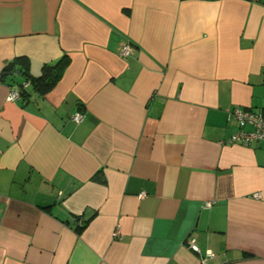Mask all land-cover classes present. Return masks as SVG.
<instances>
[{"label": "crops", "instance_id": "1", "mask_svg": "<svg viewBox=\"0 0 264 264\" xmlns=\"http://www.w3.org/2000/svg\"><path fill=\"white\" fill-rule=\"evenodd\" d=\"M234 108L264 114V0H0V264H264Z\"/></svg>", "mask_w": 264, "mask_h": 264}, {"label": "built area", "instance_id": "2", "mask_svg": "<svg viewBox=\"0 0 264 264\" xmlns=\"http://www.w3.org/2000/svg\"><path fill=\"white\" fill-rule=\"evenodd\" d=\"M119 54L123 57H128L132 54V46L128 43L121 45ZM12 99L18 98V92L12 93ZM83 118V114L75 112L72 115V120L79 123ZM229 122L236 123V130L230 135L228 142L248 145L253 141L264 140V114L252 110H244L241 108H234L230 111L228 117ZM246 127H250L246 129ZM259 194H256L258 197ZM209 205V203H208ZM80 224V223H79ZM192 250H197V246L190 241Z\"/></svg>", "mask_w": 264, "mask_h": 264}, {"label": "trees", "instance_id": "3", "mask_svg": "<svg viewBox=\"0 0 264 264\" xmlns=\"http://www.w3.org/2000/svg\"><path fill=\"white\" fill-rule=\"evenodd\" d=\"M130 44V43H129ZM131 45V44H130ZM132 46V45H131ZM23 59V58H20ZM66 60L57 61L55 64L46 65L43 67L41 75L38 77H29L28 85H31L34 90H36L41 95L49 91L53 85L58 81L62 74L63 67L66 66ZM25 86L18 85V97H22L25 93ZM79 221V220H78ZM80 223V222H79ZM83 224L78 227V230L81 229Z\"/></svg>", "mask_w": 264, "mask_h": 264}, {"label": "water", "instance_id": "4", "mask_svg": "<svg viewBox=\"0 0 264 264\" xmlns=\"http://www.w3.org/2000/svg\"><path fill=\"white\" fill-rule=\"evenodd\" d=\"M16 74H18V73H16Z\"/></svg>", "mask_w": 264, "mask_h": 264}]
</instances>
